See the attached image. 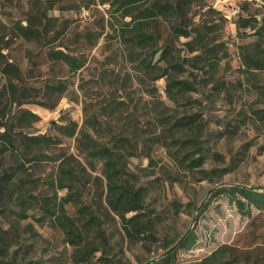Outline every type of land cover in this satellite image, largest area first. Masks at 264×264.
I'll return each mask as SVG.
<instances>
[{"label": "trees", "instance_id": "1", "mask_svg": "<svg viewBox=\"0 0 264 264\" xmlns=\"http://www.w3.org/2000/svg\"><path fill=\"white\" fill-rule=\"evenodd\" d=\"M45 1L49 7L40 0L21 20L7 17L5 21L0 15V73L5 79L0 88V264L29 263L27 254L36 251L40 241H47L36 226L54 229L72 248L66 264H120V259L113 256L114 248L104 228L106 216L96 206L97 197L102 196L99 188L103 181L106 213L114 215V221L119 218L128 241L143 247L157 245V249L164 250L150 264H183L177 258V250L189 247L194 234L167 242L160 238L157 219L146 204L148 189L129 179L126 162L139 151V146L107 120L120 114L122 105L130 108L125 101L104 106L92 100L84 101L82 127L71 120L56 124L58 136L28 132V128L41 121L34 112L9 111L11 104L21 107L29 103L39 90L45 97L40 105L56 110L69 91L68 76L84 68L85 52L96 47L92 32H85L77 39L75 54L67 46H55L62 30L56 29L48 12L54 5L71 0ZM101 2L109 7L112 35L149 96L155 95L157 89L152 85L161 78L166 79L167 95L173 102L207 90L214 100L240 106L235 125L226 129L232 137L245 126L264 135V12L253 10L254 4L263 7L257 0H241L234 20L241 74L235 82L226 78L232 57L225 35L229 19L208 0ZM105 26L103 23L102 29ZM181 39L185 41L181 43ZM26 44L39 46L34 56L24 49ZM14 49L26 53L29 62L26 69L25 60L13 55ZM36 57L43 60L39 67L34 62ZM65 70L66 74H57ZM31 79L39 80L41 86L35 88ZM196 123L194 115L172 121L167 134L163 129L162 134L147 138L150 147L162 145L169 138L168 132L187 129ZM63 138H76V147L86 159L102 164L101 177H94L66 154L56 171L43 170L46 164L58 162L59 158L47 150L60 148ZM194 163V167H200L201 158ZM88 186L92 188L90 199L86 197ZM217 193L226 195L241 214L251 219L241 236L250 242L223 244L203 260L187 264H264V230L257 226L258 217L264 215V191L238 185ZM252 208L259 212L257 216H253ZM27 237L31 240L28 244ZM177 243L178 247L169 252Z\"/></svg>", "mask_w": 264, "mask_h": 264}, {"label": "rangeland", "instance_id": "2", "mask_svg": "<svg viewBox=\"0 0 264 264\" xmlns=\"http://www.w3.org/2000/svg\"><path fill=\"white\" fill-rule=\"evenodd\" d=\"M101 1L71 0L54 5L48 12L54 19L56 29L62 30L55 46H67L74 53L77 39L85 32L94 33L96 43L94 50L85 52L84 68L68 76L69 91L57 109L51 111L40 105L45 102V97L43 91L39 90L38 95L31 98L29 103L21 107L11 104L9 111L12 114L18 109L34 112L41 117V121L33 124L27 131L58 136L56 124L71 120L82 127L84 101L92 100L100 106L125 101L130 108L125 109V104L122 105L120 114L115 118L107 117V120L115 130L129 136L135 146H139V151L134 156H129L126 162L129 179L135 185L148 189L146 204L157 219L160 238L167 242L182 238L188 233L194 234V241L189 247L177 250L179 261L183 264L201 261L219 246L235 241L240 245H247L250 241L241 239V236L247 231L251 219L241 214L235 202L217 192L222 188L238 185L264 191V135L245 126L232 137L226 129L235 125L240 106H229L220 100H214L207 90L204 93L189 94L180 102H173L167 95L166 79L161 78L152 85L157 89L155 95L149 96L118 40L112 35L113 31L108 24L109 7ZM208 1L211 3V0ZM41 2L50 6L45 0ZM257 2L263 7L254 4L253 10L264 12V0ZM39 3L40 0H0V15L5 21L7 17L21 20L31 6ZM239 4L241 0H230L225 5L217 6L229 19L225 35L232 54L231 71L226 74L230 82L241 78L236 47L239 41L234 24ZM103 23L106 25L105 29H102ZM184 41L181 39L180 42ZM24 49L30 50L34 56L39 46L26 44ZM12 53L18 59L25 60L26 69L29 64L26 53L19 49H14ZM34 62L39 67L43 60L36 57ZM62 73L66 74L67 70L57 72L59 75ZM30 82L35 88L41 86L39 80L31 79ZM4 84L5 79L0 73V88ZM190 115L196 116V125L172 130L168 132L169 138L166 141L163 139L162 145L150 147L147 138L151 134H162L163 129L167 134L172 121ZM145 144L146 147L142 148ZM47 153L59 158L58 162L45 165L43 170L47 173L56 171L62 162V156L66 154L73 156L94 177H101L102 164L86 159L76 147V138H63L60 148L47 150ZM198 158H201L202 165L196 168L194 160ZM101 184L99 192L102 196L97 197L96 206H100L102 215L106 216L104 228L114 248L113 256L120 259V264H141L159 258L163 249H157V245L143 247L141 244H131L121 231L119 218L116 217L114 221V215L106 213L105 181ZM90 189V186L86 188L88 199L92 197ZM60 194L64 195L65 192ZM251 211L253 216L259 213L254 208ZM257 223L264 230V215L258 217ZM36 227L47 241H40L36 245V251L27 254L29 263L25 264H66L72 248L63 242L62 236L54 229ZM29 242L31 240L27 237L25 243Z\"/></svg>", "mask_w": 264, "mask_h": 264}, {"label": "crops", "instance_id": "3", "mask_svg": "<svg viewBox=\"0 0 264 264\" xmlns=\"http://www.w3.org/2000/svg\"><path fill=\"white\" fill-rule=\"evenodd\" d=\"M230 0H211V4L213 5H217V6H220V5H225L226 2H229Z\"/></svg>", "mask_w": 264, "mask_h": 264}, {"label": "water", "instance_id": "4", "mask_svg": "<svg viewBox=\"0 0 264 264\" xmlns=\"http://www.w3.org/2000/svg\"><path fill=\"white\" fill-rule=\"evenodd\" d=\"M70 103H71V101H70ZM178 245H179V243H177L173 248H171V249L169 250V252H170V251H173L174 249H176V248L178 247ZM154 261H156V259H153L152 261H150V262H148V263H146V264H150L151 262H154Z\"/></svg>", "mask_w": 264, "mask_h": 264}, {"label": "built area", "instance_id": "5", "mask_svg": "<svg viewBox=\"0 0 264 264\" xmlns=\"http://www.w3.org/2000/svg\"><path fill=\"white\" fill-rule=\"evenodd\" d=\"M215 6H217V5L215 4Z\"/></svg>", "mask_w": 264, "mask_h": 264}]
</instances>
